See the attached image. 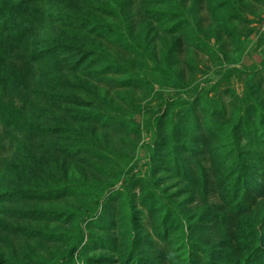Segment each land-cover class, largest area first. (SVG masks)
Listing matches in <instances>:
<instances>
[{
  "label": "rangeland",
  "instance_id": "obj_1",
  "mask_svg": "<svg viewBox=\"0 0 264 264\" xmlns=\"http://www.w3.org/2000/svg\"><path fill=\"white\" fill-rule=\"evenodd\" d=\"M18 3L19 12L0 14V264L57 263L100 191V212L83 222L81 250L67 264H137L126 260L131 205L150 260L177 255L176 233L158 232L166 205L185 217L206 210L201 238L226 252L225 263L247 255L254 244L242 243L264 215V196L237 209L225 175L232 147L255 155L264 130L226 138L218 170L203 159L201 172L196 152L174 147L172 160L171 129L194 149L195 121L212 106L223 107L224 128L242 126L241 116L256 124L258 110L264 127V0H5ZM160 70L166 76L154 78ZM165 99L180 104L161 119L156 142L150 122ZM227 238L235 241L224 246Z\"/></svg>",
  "mask_w": 264,
  "mask_h": 264
},
{
  "label": "trees",
  "instance_id": "obj_2",
  "mask_svg": "<svg viewBox=\"0 0 264 264\" xmlns=\"http://www.w3.org/2000/svg\"><path fill=\"white\" fill-rule=\"evenodd\" d=\"M0 2V14L2 13L7 15L8 12L7 16H10L11 13L14 14L16 12H19L21 8L20 3H18L17 5H6L5 0H0ZM99 24L102 23H98L94 26L95 29H98V32L101 31L99 29L101 28ZM160 71V73L154 75V78L166 76V71ZM168 76L169 72L166 78H168ZM197 100H200L199 96H196L192 99L191 106L196 105L195 102ZM179 104L180 101L178 100L170 101V99H165L162 101V105L159 107V117H157L155 122H150L151 127L155 129L156 142L157 136H159L158 125L161 119L167 114L168 111H170L173 107H176V105L178 106ZM205 108H207V106ZM222 114L223 107L220 106L219 108H217L215 106H212L208 109V114L203 112V117L195 121L196 127L194 128V141L196 144L194 146V149L182 145L179 142L175 124L171 129V135H173L175 141L179 144L175 143V145L172 146V160L174 161V157L177 156V154L174 152V147L176 149V152H178L179 149L182 148V151L184 153H190V151H192L196 152L195 155L201 157V168H199L201 172L202 170L205 171L207 169V167L203 165V159H210V170L217 171L219 166L221 165L219 163V160L223 159V152L225 149L224 141L226 140V138H233V143H237L239 136L243 135L249 137V130L251 129L253 132L257 129H261V132H263L264 130V127H262L263 114L260 110H258V112L256 113V124L253 123V121H250L247 126L244 116H241L244 122L242 126L239 127L236 125L232 126L231 128L229 127L228 129L224 128V123L220 121ZM27 127L30 130H34L36 132H41L44 134L67 133L69 131L68 127L59 125L45 127L37 123H28ZM232 149L234 150L235 156L232 162L227 167L228 171L227 175H225V178L227 179L232 176V179L230 180V188L233 191L234 197L238 196L239 198L238 199L236 197V200H234V206L239 210L246 211L252 208V206L264 196V170L262 171L261 168L258 167V165H255L248 159L249 157H252L254 160H257L255 157L257 156L258 161H264V137L259 148L260 151L255 150V155L250 151H247L245 153L243 149H237L236 147H232ZM197 160L198 159H196V161ZM153 165L154 163L152 162L151 168L153 167ZM251 171H254V175L258 176V179L255 182L250 181ZM204 188L205 184L202 185L201 189ZM106 193L107 192L100 191L99 194H97V197L95 196V205H93V207H87V209L84 211V213L82 214L83 219L75 225V230L69 250L64 255H62L55 264H67V262L73 260L75 253L80 252L81 244L84 241L86 233L85 228H83L82 224L85 221H92L94 217L97 216L98 212H100V201L106 195ZM89 194L92 195L91 192H89ZM158 196L156 197L158 198ZM93 199L94 195L91 200ZM166 206L169 207L167 213L172 214L174 217L169 219V214L164 215L162 224L159 225L160 229L158 230V232L165 237L171 235L172 233H176L175 237L172 239V242L175 244L177 255L171 257V259L169 260V258L162 250L155 251V254L153 253V258H151L152 260H150V258L148 259L145 256L144 250H142L140 247L142 240L139 235V226L136 216L137 211L133 208L134 206L131 205L128 206V208L130 212L131 235L133 241L131 242L132 246L128 251L126 260L137 264H224L227 261L226 252H220L215 247L210 246L209 242H205L201 238L208 226V219L205 217V215L208 214L204 213L206 210L201 211L200 216L195 218L193 213L185 217L180 213V209L178 208V210L174 205ZM73 213V211H67V213L65 214L71 215ZM49 214L50 216L53 214L52 216L60 217L62 212H49ZM50 219H53V217H50ZM251 235H253L252 239L243 242L242 244L245 245L247 242L248 244L253 243L254 245L253 247H251L252 249L247 253V255H244L241 258L232 259V261H234V264H264V215L258 221L256 228L252 230ZM234 241L235 239L230 238V240L226 242L224 246H229ZM220 247L222 246L220 245ZM220 259H223V261H221Z\"/></svg>",
  "mask_w": 264,
  "mask_h": 264
}]
</instances>
